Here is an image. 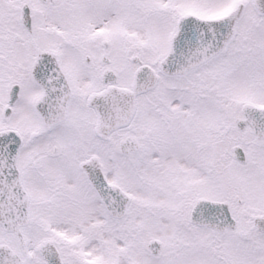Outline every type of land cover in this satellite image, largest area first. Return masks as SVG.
Returning <instances> with one entry per match:
<instances>
[{
  "label": "snow or ice",
  "instance_id": "obj_1",
  "mask_svg": "<svg viewBox=\"0 0 264 264\" xmlns=\"http://www.w3.org/2000/svg\"><path fill=\"white\" fill-rule=\"evenodd\" d=\"M0 264H264V0H0Z\"/></svg>",
  "mask_w": 264,
  "mask_h": 264
}]
</instances>
